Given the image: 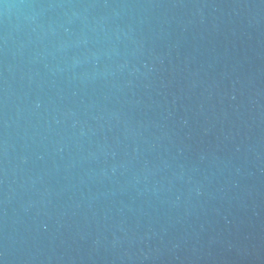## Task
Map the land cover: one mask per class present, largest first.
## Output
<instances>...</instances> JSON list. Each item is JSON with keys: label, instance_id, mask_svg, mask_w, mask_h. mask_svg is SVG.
I'll return each mask as SVG.
<instances>
[{"label": "water", "instance_id": "1", "mask_svg": "<svg viewBox=\"0 0 264 264\" xmlns=\"http://www.w3.org/2000/svg\"><path fill=\"white\" fill-rule=\"evenodd\" d=\"M0 264H264V0H0Z\"/></svg>", "mask_w": 264, "mask_h": 264}]
</instances>
